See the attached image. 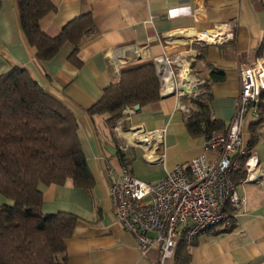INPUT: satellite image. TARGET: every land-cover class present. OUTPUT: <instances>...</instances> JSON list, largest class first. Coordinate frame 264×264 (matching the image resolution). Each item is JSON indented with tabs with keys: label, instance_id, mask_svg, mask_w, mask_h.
I'll return each mask as SVG.
<instances>
[{
	"label": "crops",
	"instance_id": "1",
	"mask_svg": "<svg viewBox=\"0 0 264 264\" xmlns=\"http://www.w3.org/2000/svg\"><path fill=\"white\" fill-rule=\"evenodd\" d=\"M52 2L57 9L40 21L41 30L51 37L75 18L92 14L94 29L77 55L80 67L69 59L74 49L69 43L53 60L38 61L22 28L18 0H0V76L15 67L27 70L49 95L75 114L78 138L95 180L91 194L70 184L42 186L43 212H66L80 218L73 236L66 241L67 264H159L158 251L143 255L135 237L114 217L109 173L123 167L117 155L118 142L107 124L109 116L91 118L87 111L107 87L118 81L122 71L155 62L159 57L190 61L196 57L199 62L193 71L203 82L201 90L207 89L212 96V118L229 127L238 104L240 71L264 57V0ZM226 23L233 28L232 40L221 45H190L196 34L214 31ZM212 70L222 71L224 80L213 82ZM179 103L176 96H161L158 103L123 115L125 128L141 127L162 136L158 151V156H164L162 162L152 161L155 158L145 146H129L126 151L133 160L140 151L147 166L146 176L153 178L144 182L155 183L177 166L200 156L210 160L216 157L214 151L205 149L204 137L189 134V114L179 109ZM188 107L196 109L191 102ZM260 120L249 115L243 135L250 143L255 129L258 142L253 151L264 172V121ZM238 190L245 206L234 229L223 233V228H215L196 238V245L189 249V264H264V185L239 184ZM5 204L11 201L0 194V206ZM166 264H175L174 258Z\"/></svg>",
	"mask_w": 264,
	"mask_h": 264
},
{
	"label": "trees",
	"instance_id": "2",
	"mask_svg": "<svg viewBox=\"0 0 264 264\" xmlns=\"http://www.w3.org/2000/svg\"><path fill=\"white\" fill-rule=\"evenodd\" d=\"M18 3L22 28L36 50V59L51 61L69 43L74 47L69 59L80 67L77 55L94 29L92 14L75 18L51 37L41 30L40 21L57 9L52 0H18ZM210 75L213 82L224 80L220 70H212ZM160 100L161 82L156 64L149 62L122 71L118 81L104 90L87 113L91 118L108 115L107 124L113 130L123 118L124 109ZM211 102L208 92L191 100L196 109L190 111L186 127L193 138L206 140L214 133L227 132L225 123L212 118ZM263 121L264 117L259 123ZM78 131L75 114L49 95L27 70L15 67L0 76V194L11 201L0 206V264H67L66 241L73 236L80 218L66 212L45 214L41 187L70 184L92 193L95 180ZM257 142L252 129L251 147ZM116 144L123 167H128L133 158ZM245 177L240 172L233 179L237 183ZM236 223L233 219L223 233L234 229ZM195 245L194 241L181 240L175 264H189V249Z\"/></svg>",
	"mask_w": 264,
	"mask_h": 264
},
{
	"label": "built area",
	"instance_id": "3",
	"mask_svg": "<svg viewBox=\"0 0 264 264\" xmlns=\"http://www.w3.org/2000/svg\"><path fill=\"white\" fill-rule=\"evenodd\" d=\"M233 35L231 24L226 23L214 31L196 34L191 42L221 45L232 40ZM155 64L161 82V96H176L180 99L179 109L190 114L191 109L183 101L191 102L201 96L203 85L193 73L192 64L183 61L179 69H172L173 62L166 57L157 58ZM183 74L193 79L187 89L181 86ZM134 111L135 107L126 108L123 114ZM263 112L264 57H260L240 71L237 109L227 132L214 133L205 141V149L215 152L214 159L195 158L188 164L177 166L155 183L134 177L129 166L118 172L110 170L112 212L116 221L135 237L143 255L157 250L159 264H166L174 258L181 240L192 242L215 228L231 226L233 219L237 221L245 206L238 185L253 182L264 185V172L258 157L243 135L247 117L250 115L260 120ZM122 119L113 128L115 135L123 139L119 148L126 152L129 146H145L155 158L152 161L162 162L164 156H158L162 146L160 133L141 127L124 131ZM240 172L246 177L237 184L233 177ZM230 209L236 212H230Z\"/></svg>",
	"mask_w": 264,
	"mask_h": 264
},
{
	"label": "rangeland",
	"instance_id": "4",
	"mask_svg": "<svg viewBox=\"0 0 264 264\" xmlns=\"http://www.w3.org/2000/svg\"><path fill=\"white\" fill-rule=\"evenodd\" d=\"M192 44V45H191ZM190 45L191 46H202V45H204V43H196V42H191L190 43ZM193 58V57H192ZM193 60H195V61H190V60H186V59H179V58H169V61H171V62H173V65H171V68L172 69H179L178 68V66H180V64H182V62L183 61H186V62H190L191 64H192V68L193 67H195V65L198 63L197 62V58L196 57H194L193 58ZM178 62V63H175V62ZM193 73H194V71H193ZM207 92V90H202V94L203 93H206ZM194 99V98H193ZM185 102L187 103V106H189V102H188V100H185ZM121 127H122V129L124 130V131H127V130H129V128L127 129V128H125L124 127V123H122V125H121ZM116 132L114 131V129H113V135H114V137H115V139H116V141L118 142V143H123V139H121V138H118L116 135ZM130 168V171H131V174L134 176V177H136V178H138V179H141V180H143V181H147V180H149V181H151V179H153L152 178V176H146V173H147V166L145 165V163L143 162V158H142V156H141V153H140V151H139V154H137V157H136V159L132 162V165L129 167ZM149 171V170H148ZM154 172H156V171H154ZM142 173V174H141ZM154 174V173H153ZM154 177V176H153Z\"/></svg>",
	"mask_w": 264,
	"mask_h": 264
},
{
	"label": "bare ground",
	"instance_id": "5",
	"mask_svg": "<svg viewBox=\"0 0 264 264\" xmlns=\"http://www.w3.org/2000/svg\"><path fill=\"white\" fill-rule=\"evenodd\" d=\"M192 80H193V79L190 78V77L188 76V74H183V75H181V86L186 87V89H187L189 83L192 82Z\"/></svg>",
	"mask_w": 264,
	"mask_h": 264
},
{
	"label": "water",
	"instance_id": "6",
	"mask_svg": "<svg viewBox=\"0 0 264 264\" xmlns=\"http://www.w3.org/2000/svg\"><path fill=\"white\" fill-rule=\"evenodd\" d=\"M135 110H140V106H136L135 107Z\"/></svg>",
	"mask_w": 264,
	"mask_h": 264
}]
</instances>
